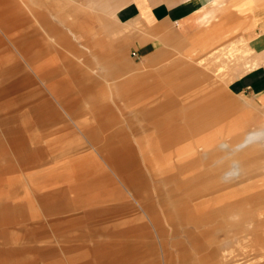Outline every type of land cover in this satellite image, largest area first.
Instances as JSON below:
<instances>
[{
  "label": "rangeland",
  "instance_id": "374dc122",
  "mask_svg": "<svg viewBox=\"0 0 264 264\" xmlns=\"http://www.w3.org/2000/svg\"><path fill=\"white\" fill-rule=\"evenodd\" d=\"M107 1L110 4V0ZM129 1L121 2L110 14L95 11L94 18L91 10L86 11L92 18L85 20V25L81 27L83 33L77 36L50 16V4L47 0H34L29 9L15 0L10 4L11 8H15L14 19L7 18L0 23V90L13 94L23 85H28L40 96L32 102L22 101L19 109L10 117L0 114V120L4 119V125L14 130L19 139L18 147H11L0 122V170H3L0 178V209L3 206L13 208L18 205H35V196L40 195L44 189L50 190L46 179L61 168L76 172L80 167L96 165L94 158L102 161L103 157H110L117 161L120 155H112L114 152H125L131 158L128 163H121L122 169L127 168L126 171L119 172L121 177L115 176L102 164L100 169L105 167L107 171H101L105 178L103 183L95 186L96 181L91 180L81 186L68 187L62 207L57 211L46 212L47 217L38 210V214L30 217V213L26 211L25 218H15L12 227L8 228L0 223L1 233L13 232V238L9 237L10 242L0 240L2 249H25L29 256L33 253L37 258L34 264H264V150L258 148V145L246 144L240 156L243 158L240 171L242 182L235 180L234 175L226 176L227 171L220 169L227 163L222 162L227 150L219 147L211 148L219 153L215 154L217 157L203 161L197 159L191 166L192 173L181 178L185 169L169 165L167 155L175 156L174 153L183 150L180 146L208 135V124L199 126L195 131L185 129L181 132L184 135L180 139L181 145L167 148L164 145L166 140L174 143L179 140L171 137L165 139L163 133H158L149 122L144 124L149 128V131H145L136 115L143 107L149 108L147 105L153 103L174 106L176 109L180 105L188 112L192 102L199 101V98L194 100L190 97L198 92L197 89L207 87L208 79L221 82L216 88V93L220 95L218 107L223 109V105L235 103L245 108L258 105L257 108L263 109L264 104H259L249 95L231 94L228 85L235 78L251 71L247 66L252 54L251 57L249 54H241L248 51V46L256 49L259 39L264 37V1L257 4L249 17H236L238 20L229 25V31H222L218 44L211 42L207 58L214 62L211 65V70L214 71L212 74L196 64L206 53H201L202 56L187 55L183 59L189 61L193 71H204L205 79L195 81L196 78L192 75L189 77L190 81H179L178 78L184 73L172 74L165 84L161 82V74H143L148 70H156V67L170 70L162 67L163 64L152 69H146L147 66L138 71L133 69L146 65L136 61L137 54L131 58L132 53H137V43H131L130 30L132 26L133 32L140 30L141 23L134 20L133 23L122 24L113 16L114 12L117 16V10ZM185 3L187 12H195L200 6L195 0H185ZM99 14L120 30L108 35L101 29L102 19L100 21ZM260 14L257 25L251 27L257 33V38L251 41L241 35L238 39L234 33L241 31L243 27L247 29V25ZM50 23L57 25L70 42L60 45L53 43L43 31L50 30ZM194 23L199 30L203 29L204 25L201 26L195 19ZM227 37L229 42H225ZM123 39H126L125 42L122 41L125 44L121 42ZM241 41H247L249 45H241L242 52L234 49L232 54V46L240 45ZM123 45L127 46L124 53L132 60V73L130 71L107 77L106 70L101 64H96L93 54L107 59L114 58L122 53L120 50ZM220 45L225 47L221 60L228 57L229 69L219 68L221 64L215 60L218 55L216 52L215 56L209 57ZM258 54L256 61L259 67L264 65V50ZM41 71L50 72L52 80L59 78L66 81L71 88L66 102L59 101L49 93L47 86L51 80L42 78L39 74ZM124 79L129 81L127 97L119 98V91L114 90V85L123 83ZM85 88L90 90L81 93ZM89 94L96 95V98L90 99L86 96ZM211 94L212 90H207L198 96L201 99L210 97ZM34 102L39 103V114L30 111V103ZM94 108L104 110L105 113L95 118ZM243 112L232 113L230 117L235 118ZM96 119L98 122H95ZM87 121L85 129L81 128ZM107 121L109 124H106ZM89 126H93L96 131L91 133ZM212 126L211 132H216L221 125L218 123ZM259 131L261 130L256 132ZM165 134L175 136L180 133L172 130ZM85 135L90 136V139ZM98 135L95 144L91 143L90 140ZM232 137H220L218 134L217 139L231 145ZM138 139L143 142L144 150L149 152L146 158L136 143ZM257 140L253 139L254 142ZM56 142L64 143L63 151L74 152L60 157L56 151H60L61 146L51 149ZM72 143H78V146ZM261 146L264 148V140ZM204 149L205 147L200 146L197 151L202 152ZM228 150L231 151L230 148ZM235 155L231 157L232 160ZM17 156L22 160L19 161ZM38 156L44 157L42 162H35ZM76 182V179L72 181L73 185ZM64 183L60 181L55 191H63L67 185V182ZM13 189L17 192L11 199L10 191ZM176 201L186 204L178 217L175 216ZM110 210H133L141 218L140 224L144 230L137 232L139 229H136L135 233H128L117 239L115 236H105L104 230L99 231L96 227L93 232L90 225L99 214ZM149 213L157 215L159 227L154 225ZM194 215L201 222L192 221ZM116 242L126 249L134 248L135 255L104 260L102 249L112 247ZM76 251L82 255L79 261L69 259L68 254Z\"/></svg>",
  "mask_w": 264,
  "mask_h": 264
},
{
  "label": "crops",
  "instance_id": "0c3cea01",
  "mask_svg": "<svg viewBox=\"0 0 264 264\" xmlns=\"http://www.w3.org/2000/svg\"><path fill=\"white\" fill-rule=\"evenodd\" d=\"M18 1L19 3L25 5L27 9H29V5L31 6V4H34V0ZM124 1L126 0H110L109 4V1L107 0H47V3L50 4L48 6V10H50L49 12L51 13L50 16L65 27H68L70 32L73 35L77 36L83 33L81 27L85 25V20H88L89 17H91L86 14V11L91 10L93 18L95 17V15L93 14V12L95 11H105L109 12L110 14L112 11H114V7L116 9V7L121 5V2ZM261 1L264 0H195L196 3L200 4V6L195 9V12L191 10H189L190 12H187V4L185 3V0H130L128 4L121 6L117 10V16L115 15V12L113 13V16L115 18L117 17L119 19V22L122 24L133 23L134 20H139L141 23L140 30H135L133 32V26L132 30H130L132 33V38H130L131 43H137V53H132L131 58L133 59L132 56L134 54H137L136 56L138 57L136 61H139L140 64L142 63L146 65L141 66V68L133 67V69H136L135 71L142 70L143 68H145V66H147L146 69H152L156 65L163 64L161 65L162 67H168L170 68V70H162L161 67H156V70H148L143 74H161L162 84H165L166 81L169 80V78L171 77L170 75L181 73H184V75L181 78H178L179 81H190L189 77H191L192 75L196 78L195 81H200L205 79L203 78L205 77V72L193 71L192 65L189 63V61H186L183 58H185V56L187 55L202 56L201 53L207 54V50L210 48L211 42L218 44L221 39L222 31L225 29V32L227 33V31H229V25H232L233 22H237L236 20L238 19H236V17H249L257 7V4H259V2ZM12 2H15V0H0V23L4 22V20L7 18L14 19L15 8H11L10 6V4H13ZM260 16L261 14L259 16H256L254 18V21L247 25V29L246 27H243L241 31L234 33L237 34L236 36L238 37V39L241 37V35L246 36L251 41H254L257 38L255 37L257 33L252 28L257 25V19ZM99 19L100 21L102 19V23H100L101 29H103L108 35H110V33H112L113 31L116 32V30L118 29L117 27H114L115 25L112 24V22L106 20L104 16L102 18L100 14ZM194 19L195 21L199 22V24H202L201 26L204 25L202 30H199V28L195 25ZM49 28L50 30L43 31L46 32L49 39L53 41V43L60 45L62 43L65 44L67 42H70L69 39H67L66 34L57 25L50 23ZM133 34H135V37L133 36ZM125 40L123 39L121 40V42H125ZM225 42H229V37L225 39ZM247 44L249 45L247 41H241L240 45L232 46L233 48L230 51L232 54H234V49H236L237 52H242L240 46ZM256 46V49L248 46L249 48L247 52H242V54L240 53L243 56L244 54L245 56L246 54H252V59L251 61H249L251 65L249 64L250 66H247L246 64L247 68H251V71L244 73L240 77L235 78L232 82H230L228 85V91L233 95H249L255 98L259 104L263 105L264 65L258 67L256 58L259 55L258 53L264 50V37H261L259 39V45ZM125 48H127V46L123 45V47L121 48L122 50H120V52L122 53L110 59H107V57L105 58L104 56L93 54V58L96 61V64H101L102 67L106 70L107 77H115L120 74L129 73L130 71V73H132V60L128 58L124 53V51L127 50ZM214 52L218 54L215 60H217V62H220L221 65L219 66V68L222 69L226 67V69H229L227 67L230 65V63L227 61L228 57H226L225 60H221V57L225 54V47L223 45H220L219 47L215 48L213 53H210L209 57L215 56ZM208 55L209 54L200 57L199 61H196V64L198 67L204 68L212 74V72L214 71L211 70V65L214 62H211V60L207 58ZM148 60H150V63H147ZM168 60H171L170 63L167 62ZM241 65L244 64L242 63ZM41 72L36 73H39L40 76L47 81L51 80L47 86V90L49 91V93L54 98L59 99V101L62 100V102H66L65 100L69 97L71 92V88L66 84V81L60 80L59 78H57L56 80H52L53 77L52 75H50V72ZM193 81L194 80L192 78L191 82ZM207 82L209 83L207 87L197 89L198 92L192 94V97H190L194 100L196 98H199V101L192 102V105L190 107L188 106V112L184 107H181L180 105V108L178 107L176 109V107L173 108L174 106L167 107L166 105L153 103L147 105L152 109H149L150 107H143L139 112H137L136 115L139 117L141 127L145 129V131H149V128L144 124L146 122H149L150 125H152L153 128L158 131V133H163L165 139H169L171 137L173 139L179 140L177 141L178 143L166 140L164 145H166L167 148H173L177 145H181L180 139L184 138V135H181V132H183L185 129H187L188 131H195L200 128L199 126L208 124V135H203L198 140H195L188 145L185 144L183 146H180L183 150L179 151L178 153H174L176 154L175 156L167 155V163L175 167H180L183 170L185 169L181 173L180 177H186L187 175L192 173L191 166L197 161V159L203 161V159H209L218 156L215 154L219 153L213 151L211 148H225L227 150V153H225L226 155L222 162L226 161L227 163L225 165H222L220 169L227 171L226 176L234 175L236 176L235 180L242 182V174L240 171H242L243 167V158L240 156L243 154L246 148V144H244L245 139L250 135L257 137L259 140L247 145H258V148L264 150V148L261 146L264 140V108H257L258 105H253L250 106V108H245L243 106H240L239 104L229 103L227 105H223L224 107L222 109V107H218V103H220V95L216 93V88L218 87V85H220L221 82L219 80L212 81L209 79L207 80ZM127 85H129V81L125 79L123 83H116L114 85V90L119 91V98L127 97ZM89 90V88H85L81 91V93H85ZM207 90H212V94L210 95V97L208 96L206 98L205 96L204 98L200 99L198 95L204 93ZM86 96L92 100L96 98V95L94 94H89ZM39 98V93L37 94V92L28 85H23L17 91L13 92V94H9V92L0 90V114L4 115L6 118L10 117L13 112L19 109L22 101L32 102L38 100ZM38 104L39 103L36 104L35 102L30 103V111L32 113H40ZM154 106L155 108H153ZM97 109H93L95 111L93 114L96 115L94 116L95 118L99 115L102 116L105 113L104 110ZM238 111L244 112L242 115L235 118L230 117L232 113ZM3 120L4 119L1 118L0 122L2 124V129L5 132V136L7 138V141L9 142V145L11 147H18L19 144L17 143V141L19 142V139L16 135L17 133L14 132V130L8 129L7 126L4 125ZM95 122H98V120ZM87 123L88 121L85 122L84 125H82L83 122H81L82 127L80 125L79 126L85 129L84 126ZM218 123H220L221 126H219V128L215 130L216 132H211V129L213 128L212 125ZM106 124H109V121H107ZM182 124L186 126H182ZM153 128L151 127V129ZM103 129L105 130V128ZM88 130L91 133H94L96 131L93 126H89ZM172 130L177 131L180 134H176L175 136L165 134L166 132H170ZM257 130L261 131L257 133ZM218 134L220 135V137L233 136L231 145H229L226 141L217 139ZM86 137L90 139V136ZM29 138L31 139V137ZM97 138H99V135L94 140H90L91 143L95 144V140ZM136 143L138 144L141 153L146 158L149 152L144 150L143 142L139 141L138 139L136 140ZM72 145L78 146V143H72ZM60 146L61 150L59 151L57 147ZM64 146V143L56 142L51 146V149H57L56 153L60 154V157H64L65 154L68 155L69 153L71 154L74 152V150L63 151ZM200 146L205 147L202 152L197 151V148H199ZM229 148L231 149V151L228 150ZM98 153L101 152L98 150ZM114 153L115 154L112 153V155H120L117 161H114V159L110 157H103L102 161L98 158H94V160L97 162L96 165L92 167H90V165H88L89 167H80L81 169L79 168L76 172L60 167L61 170H58L59 172L53 173L49 178L46 179L47 186L50 187V190H48L46 187L47 190L44 189L45 191L42 190V193L40 195H36L34 198L35 205H18L13 208L11 206H3V208L0 209V223H3L8 228L12 227L15 218H25L26 211L30 213V217H32L33 214H38L37 210L39 211V213H42L41 215L47 217V213H50L54 210L57 211V209L62 207L66 199L68 187L77 185L81 186L82 184H85L86 181L91 180L96 181L94 182L95 186L99 185L100 182L103 183V180H105V178L102 176L101 171H105V173H107L105 167H107V170H111L115 176L121 177L119 172L127 170V168L122 169L120 167V165H122L121 163L124 161L128 163L127 161L131 158L129 159V157L127 156L129 154L125 152L124 154L122 152ZM197 154H199V156H196ZM229 154L231 155L228 157ZM234 154L236 155L232 160L231 157L234 156ZM17 158L19 161L22 160L19 156H17ZM35 159V162H42L44 157L38 156ZM102 164L105 167H103V169H100ZM230 166L233 168H231ZM105 173L103 172V175H106ZM2 174L3 170H0V178ZM127 176H129V174ZM75 179L77 180V182L73 185L72 181H75ZM60 181L65 183L67 182V185L65 186L66 188L63 191H55V187ZM69 182L71 183L68 184ZM123 182H125V179ZM16 192L17 190L15 189L10 191L11 199L14 197ZM174 208L176 211L175 216L178 217L179 215L181 216L180 210L186 208V204H184L183 201H176L174 203ZM149 215L152 218L154 225L156 227H159V220L157 218V215H152L151 213H149ZM140 220L141 218L139 217V215L137 213H134L133 210H128V212L110 210L108 212L99 214V216H97L90 227L92 226L93 232H95L94 229L96 227V229H98L99 231L104 230V232L106 233L105 236H115L117 239L126 234L128 235V233H135L136 229H139L137 230V232L144 230L142 228V225L140 224ZM192 221L197 222L200 220H198V218L194 215L192 216ZM7 232H0V240L10 242L9 239L13 238L11 237L13 232L9 234H7ZM118 243L119 242H116L114 246H109L102 249L104 251V254L102 255V258H104V260L113 258L122 259L125 258L128 254H130L131 256H133V254L135 255L136 252H134V248L126 249L123 245H120V243ZM81 257L82 255L79 251L70 253V255L68 254V258L74 261H79L78 259H80ZM135 260H137V258H135ZM36 261L37 258L33 253H31L29 256V253L22 248L12 250L2 249L0 243V264H34Z\"/></svg>",
  "mask_w": 264,
  "mask_h": 264
},
{
  "label": "bare ground",
  "instance_id": "6f19581e",
  "mask_svg": "<svg viewBox=\"0 0 264 264\" xmlns=\"http://www.w3.org/2000/svg\"><path fill=\"white\" fill-rule=\"evenodd\" d=\"M251 55V54H250ZM249 55V56H250ZM241 56V55H240ZM239 57V56H238ZM250 136H252V135H250ZM253 137V138H252ZM251 138L250 137H248L247 139H245V141H244V144H248V143H252V142H254L253 141V139L254 140H257L258 138L257 137H254V136H252Z\"/></svg>",
  "mask_w": 264,
  "mask_h": 264
}]
</instances>
